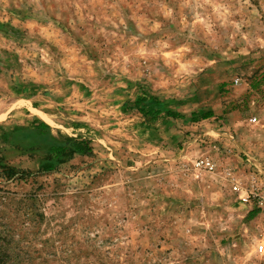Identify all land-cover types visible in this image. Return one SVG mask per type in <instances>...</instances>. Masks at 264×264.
<instances>
[{
	"label": "rangeland",
	"instance_id": "rangeland-1",
	"mask_svg": "<svg viewBox=\"0 0 264 264\" xmlns=\"http://www.w3.org/2000/svg\"><path fill=\"white\" fill-rule=\"evenodd\" d=\"M36 114L93 155L6 178ZM0 260L264 264V0H0Z\"/></svg>",
	"mask_w": 264,
	"mask_h": 264
},
{
	"label": "trees",
	"instance_id": "trees-1",
	"mask_svg": "<svg viewBox=\"0 0 264 264\" xmlns=\"http://www.w3.org/2000/svg\"><path fill=\"white\" fill-rule=\"evenodd\" d=\"M162 105L163 102L159 98L144 95L138 97L133 104L127 105L125 109H137L147 121L164 115L171 119L182 117L179 113L164 110ZM211 116L212 114L206 113L202 119H208ZM9 136L18 148L30 153L32 158L40 159L36 173L27 170H15L11 167L4 168L6 178L17 176L16 179L19 181L38 175L51 174L59 165L73 159L76 155L88 157L93 155V146L90 140L55 136L51 127L40 121H33L22 129H14L11 134L7 135L8 138L6 139H9ZM17 138L21 141L19 144L16 142ZM0 264H3L1 260Z\"/></svg>",
	"mask_w": 264,
	"mask_h": 264
},
{
	"label": "built area",
	"instance_id": "built-area-1",
	"mask_svg": "<svg viewBox=\"0 0 264 264\" xmlns=\"http://www.w3.org/2000/svg\"><path fill=\"white\" fill-rule=\"evenodd\" d=\"M194 168L202 171V172H207L209 174H213L216 173L217 171V165L214 162V160L212 158L209 157H202L196 160L195 164H194ZM233 190L235 192H239L241 190V187L238 184H235L233 186ZM254 197H256V194H252ZM250 196H243V200L244 201H248Z\"/></svg>",
	"mask_w": 264,
	"mask_h": 264
},
{
	"label": "crops",
	"instance_id": "crops-1",
	"mask_svg": "<svg viewBox=\"0 0 264 264\" xmlns=\"http://www.w3.org/2000/svg\"><path fill=\"white\" fill-rule=\"evenodd\" d=\"M33 110H36V109L33 108ZM9 118H10V122H12L14 124H17V121L14 119V116L11 115ZM29 121H30V123L33 122V121H40V122H43V123L47 124L48 126H50L52 128V126H51L52 124L50 122H48L47 120H45L41 116H38L37 114L35 116H33L31 118V120H29ZM25 123H27V121Z\"/></svg>",
	"mask_w": 264,
	"mask_h": 264
}]
</instances>
